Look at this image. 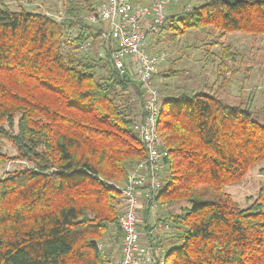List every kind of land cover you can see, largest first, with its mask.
Here are the masks:
<instances>
[{
	"label": "trees",
	"instance_id": "obj_1",
	"mask_svg": "<svg viewBox=\"0 0 264 264\" xmlns=\"http://www.w3.org/2000/svg\"><path fill=\"white\" fill-rule=\"evenodd\" d=\"M103 1L67 0L60 20L0 4V142L15 149L0 153V165L28 163L0 176V264H112L103 245L121 238V198L108 183L124 184L145 149L135 130L140 85L119 73L107 48L99 56L100 30L86 20ZM181 1L192 0L168 6L157 38L208 30L264 38V0H196L176 11ZM88 40L91 53L82 50ZM233 59L221 47L214 91H182L160 104L166 177L154 201L188 205L162 220L174 241L163 264H264V185L245 208L224 192L255 166L264 173V122L219 97ZM200 188L218 198L195 195Z\"/></svg>",
	"mask_w": 264,
	"mask_h": 264
},
{
	"label": "built area",
	"instance_id": "obj_2",
	"mask_svg": "<svg viewBox=\"0 0 264 264\" xmlns=\"http://www.w3.org/2000/svg\"><path fill=\"white\" fill-rule=\"evenodd\" d=\"M180 0H150L145 4L131 3L129 0H104L86 20L102 29L97 38L99 56L107 48L113 66L122 73L127 66H136L135 79L142 91V113L136 122L135 130L145 149V157L137 162L128 172L122 185L108 183L120 194L121 207L117 225L121 233L119 257L113 264H163L149 246L140 241L137 226V206L142 196L145 209H154V196L163 185L164 159L167 152L157 134V120L160 104L164 96L154 84V75L164 62L162 55L145 52L148 41L167 17L169 5L178 4ZM185 12L191 11L186 4ZM82 50L92 51V42L88 40ZM169 225L157 222L149 236L169 231ZM100 248V247H99Z\"/></svg>",
	"mask_w": 264,
	"mask_h": 264
},
{
	"label": "rangeland",
	"instance_id": "obj_3",
	"mask_svg": "<svg viewBox=\"0 0 264 264\" xmlns=\"http://www.w3.org/2000/svg\"><path fill=\"white\" fill-rule=\"evenodd\" d=\"M194 1L196 0L190 1L192 6L195 4ZM142 2L145 3L147 0H142ZM1 3H4L13 11L20 9L36 11L60 20L64 15L67 0H0ZM178 6L179 8L176 11L181 10L182 7L184 9V1H181ZM94 27L97 30L102 29L98 25H94ZM157 37V35L151 37L149 43L152 42V39H157L156 44L152 45L151 43V54H159L164 57V62L158 67L154 75V84L159 89L161 96L168 97L182 91H214V88L212 89L213 84L218 85L221 81L218 75L221 47H229L235 60L226 61V65L233 71L234 75L229 79L226 89L219 93V97L231 105L243 102L251 109H255L256 117L264 122V38L241 33H232L220 38L212 30L188 32L186 36L181 37L176 42L170 41L168 35ZM98 51H102V49ZM207 52L213 54L210 59L207 58ZM127 61L128 59L125 60L126 69L135 78L136 66H127ZM142 103L140 106V102L135 101L137 114L141 112ZM0 153L11 157L15 155V149L8 142L1 141ZM26 166H28V163L24 160H13L2 164L0 165V176L4 172ZM262 169L263 165L261 164L250 169L239 183L225 187L224 192L229 194L232 200L242 208L247 207L256 198L260 186L264 185ZM163 176L162 185L165 184L166 175L163 173ZM201 193L203 198H218L211 193L210 189L204 188L203 191L200 188L195 192V195ZM187 206L185 203H180L166 211L160 207L157 210H162L163 213L171 211L173 214H180L181 210ZM153 213L151 220L154 219ZM114 232L112 230L111 233L115 236ZM104 243L103 246L106 251L110 255H115L116 246L120 244V239L117 243L114 237H110ZM111 260L113 264L112 257Z\"/></svg>",
	"mask_w": 264,
	"mask_h": 264
},
{
	"label": "crops",
	"instance_id": "obj_4",
	"mask_svg": "<svg viewBox=\"0 0 264 264\" xmlns=\"http://www.w3.org/2000/svg\"><path fill=\"white\" fill-rule=\"evenodd\" d=\"M156 36V35H154ZM153 36V37H154ZM151 39V38H150ZM149 39V40H150ZM153 40V39H152ZM151 40V41H152ZM148 45L151 48V43L148 41ZM147 47V46H146ZM152 52V49H151ZM128 64V62H127ZM142 108V107H141ZM140 113V112H139ZM138 115V114H137ZM139 118V117H138ZM139 204L137 206V223H138V229L140 232V241L142 244H149L151 246L153 252L158 255L159 258L163 259L164 255L167 253L169 248L174 244L173 238L171 237L170 233L172 230L169 229L167 232H160L154 236H149V232L152 231V228L155 223L162 222L163 219L166 218L168 212H162V210H157V206L150 210V213L148 214L147 218H145L146 210L143 206V198L142 196H139ZM163 210H167V208H162ZM154 215V219L151 220V215ZM146 221L145 224H143V221ZM167 224V223H166ZM116 252L115 255H111L113 260L118 259L119 257V245L116 246Z\"/></svg>",
	"mask_w": 264,
	"mask_h": 264
},
{
	"label": "water",
	"instance_id": "obj_5",
	"mask_svg": "<svg viewBox=\"0 0 264 264\" xmlns=\"http://www.w3.org/2000/svg\"><path fill=\"white\" fill-rule=\"evenodd\" d=\"M126 75H127L126 72L123 71L122 76L125 77Z\"/></svg>",
	"mask_w": 264,
	"mask_h": 264
}]
</instances>
